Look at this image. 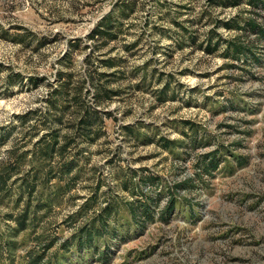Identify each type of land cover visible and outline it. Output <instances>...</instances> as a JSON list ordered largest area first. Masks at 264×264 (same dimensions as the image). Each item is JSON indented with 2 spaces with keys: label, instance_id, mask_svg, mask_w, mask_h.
Returning <instances> with one entry per match:
<instances>
[{
  "label": "rangeland",
  "instance_id": "rangeland-1",
  "mask_svg": "<svg viewBox=\"0 0 264 264\" xmlns=\"http://www.w3.org/2000/svg\"><path fill=\"white\" fill-rule=\"evenodd\" d=\"M116 1L0 0V173L13 171L8 191L0 192L4 239L24 206L21 177H45L48 166L60 163L33 160L30 152L48 132L44 114L59 71L71 72L75 81L86 74L87 37ZM254 14L247 0L214 8L207 0L143 1L124 22L125 34L103 48L118 57L122 74L111 85L120 94L98 108L103 124L96 141L69 149L73 170L66 180L72 189L60 191L64 182H51L55 204L38 213L34 227L18 234L9 251H0V264H27L40 241L71 238V218L78 219L99 183V203L110 190L120 197L113 233L89 250L73 246L65 252L56 243L46 256L52 264H264V39L250 35L260 60L246 66L224 58L221 48L246 37L224 24H243ZM212 30L214 42L221 41L215 52L206 49ZM75 40L81 46L74 50ZM12 74L22 81L10 84ZM161 137L174 146L164 149ZM214 152L217 169L199 177L198 159ZM130 170L157 177L159 209L175 183L188 180L196 187L180 191L167 221L156 217L138 226L121 199H141L123 187Z\"/></svg>",
  "mask_w": 264,
  "mask_h": 264
},
{
  "label": "trees",
  "instance_id": "trees-1",
  "mask_svg": "<svg viewBox=\"0 0 264 264\" xmlns=\"http://www.w3.org/2000/svg\"><path fill=\"white\" fill-rule=\"evenodd\" d=\"M145 0H117L111 10L106 13L96 24L94 29L90 32L87 40L91 42V56H88L86 63L88 69L86 74L82 75L77 81L71 72L63 73L59 71L57 87L51 92V97L48 100L49 107L46 110L45 126L47 133L43 135L34 145L30 151L33 155V160L37 158H44V160L53 161L58 159L60 161L58 167L55 169L52 165L45 171V177H39L35 174L34 177L23 176L18 183L19 200L24 201V206L13 221L16 223L15 227H11L10 235L4 239L0 235V251L2 249L10 250V243L16 236L29 228L34 227L37 215L39 212L47 208H52L55 204V194L53 190L56 189L51 182L58 180L63 183V187L57 188L60 191H70L72 189L71 182L66 178L71 176L73 166L66 159V155L70 148L78 147L82 142H95L101 135V127L103 118L98 109L106 102L113 100V98L120 94L118 88L111 85L112 78L117 77V74H122L118 71V57H112L111 53L103 52V48L111 42L117 41L125 33L124 22L128 21L133 14L139 9L141 3ZM241 0H207L208 6L214 8L215 6L228 7L238 5ZM255 11L254 15L248 17L247 20L241 24L236 19L228 21L224 25L229 29H237L242 31L244 38L236 37L225 41L222 56L237 62L242 65H250V62H259L260 58L257 54L258 44L253 39H249L251 34H255L258 41L264 39V24L260 19L261 12L264 11V0H247ZM215 31L209 32L208 43L206 49L210 52L220 50L221 41L215 39ZM18 36V35H17ZM194 39V35L191 34ZM72 43V48L79 49L80 41L75 40ZM137 43L126 46L127 50L135 47ZM69 66V65H66ZM235 67V65H232ZM146 78V76L144 77ZM16 75L12 74L9 77V83L18 82ZM35 86L37 85L35 79H29ZM19 81V82H20ZM166 90L159 92V99L165 100ZM52 110V111H51ZM70 115L69 124L65 127L64 119ZM26 116L21 117L25 120ZM64 124V125H63ZM96 126V128H94ZM66 128V129H64ZM127 130H132L128 127ZM160 145L164 149H170L174 143L164 137H161ZM39 158V159H40ZM198 176L202 174L212 175V172L217 169V152L209 153L198 159ZM11 169V168H10ZM6 169L4 173H0V192L8 191L7 182L13 171ZM129 175L123 181V187L126 190L133 192V195L140 196L141 199L126 200L124 204L130 213L132 221L138 226H145L149 221L156 217L167 221L175 211L177 204V197H181V190L183 188H195V184H190L188 180L175 183L173 187L167 192L168 200L166 205L158 208V195L153 197L154 186L157 177L153 175H141L133 170L129 171ZM139 179L134 181V178ZM73 178H70L72 181ZM134 181V182H133ZM101 183L96 188L94 196L86 200L81 206L78 214V219H72L71 228L73 229L72 237L59 242L55 238L48 243L40 241L38 250L29 253L27 264H52V258L46 257L47 252L59 243V248L65 252L71 250L76 246L78 250H89L93 247L96 239H101L111 235V227L113 226V219L119 211L120 197L114 196L110 190L105 195L104 203H99L98 190ZM130 185L132 188H130ZM38 187H42L46 194H40ZM186 200V199H184ZM151 201V202H150ZM187 201V200H186ZM40 237L37 238L39 240ZM40 251V252H39ZM104 254V253H103ZM105 255V254H104Z\"/></svg>",
  "mask_w": 264,
  "mask_h": 264
}]
</instances>
